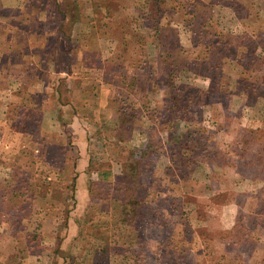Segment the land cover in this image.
<instances>
[{
  "label": "rangeland",
  "instance_id": "1",
  "mask_svg": "<svg viewBox=\"0 0 264 264\" xmlns=\"http://www.w3.org/2000/svg\"><path fill=\"white\" fill-rule=\"evenodd\" d=\"M218 1L230 9L220 13V6L208 8L204 1L197 4L198 16L188 17L193 35L185 40L177 28L188 22L180 18L178 6L168 9L170 15L163 18L165 25L156 35L143 20L146 9L140 2L121 0L124 4L120 11L129 6L136 16L134 3L142 8L141 17L136 18L145 36L137 34L135 41L152 43L147 49L141 44H127L123 51L112 49L105 56H110L113 72L131 76V80L142 67L154 97L151 101L142 98L139 108L144 111L140 114L125 113V121L136 125L124 127L123 136L111 124L114 116L97 107L101 90L98 83V93L87 91L92 108L88 106L86 113L92 123L86 135L74 138L71 129L59 131L52 122L46 124L47 135H55H46L47 141L59 137L72 140L67 152L46 146L47 160L39 163L31 142L23 153L22 145L4 148L0 182L18 181L21 187L16 183L1 193L6 196L0 199V264H22L28 246L40 256L36 257L38 262L31 257L29 264H93L98 249H89L93 238L86 234L83 239L84 227L91 235H101L96 221L101 219L102 209L107 208L112 195L129 197V191L121 188H125L135 163L145 161L140 175L142 192L135 189L137 186L130 190L139 198L152 200L164 218L141 231L120 224L113 231L122 246L120 254L95 258L98 264H264V0ZM50 3L55 4L49 0L46 11ZM61 7L62 15H46L50 26L47 33L54 35L51 43L55 40L57 44V34L72 26L78 29L74 38L92 47L98 65L103 41L113 40L110 36H128L124 34L126 26L114 17L80 18L77 11L83 4L78 0H62ZM90 24L93 28L88 27ZM167 25L173 26V31L165 34L162 29ZM160 41L166 42L169 54L177 53V66L182 65L172 83L167 72L171 57L163 55L167 61L157 62ZM195 58L206 62L197 66ZM181 85L202 93L197 97L196 92L189 91L195 94L193 103L173 116V97L179 94L175 86ZM67 88L62 83L61 102L74 98ZM187 94L185 90L183 98ZM123 97L119 104L128 108L141 101L129 93ZM76 98L80 101V94ZM146 103L150 106L144 108ZM64 116L69 121L72 113L66 111ZM9 137L14 144L21 140L19 136L14 139V134ZM122 138L125 140L118 151L114 144ZM149 141L151 148L145 151ZM110 155L123 159L116 157L120 162L112 165L107 160ZM114 166L118 169L111 177L115 183L101 181L98 173ZM57 169H62V175L55 174ZM12 170L25 174L19 180L12 179ZM27 186L29 194L24 195ZM42 192L46 196H41ZM18 193L23 196L19 198ZM53 205L62 207L56 210ZM96 245L102 247L100 242Z\"/></svg>",
  "mask_w": 264,
  "mask_h": 264
},
{
  "label": "crops",
  "instance_id": "2",
  "mask_svg": "<svg viewBox=\"0 0 264 264\" xmlns=\"http://www.w3.org/2000/svg\"><path fill=\"white\" fill-rule=\"evenodd\" d=\"M52 1L55 4L54 6L51 3L49 4L48 12L56 15L61 14V11L63 12V8L61 7L62 0ZM202 1L208 3L206 5L209 8L213 4L215 7L220 6L217 7L220 9V13L224 9H230L218 0H210L212 3L210 5L207 0ZM78 2L83 4V9L78 8L77 11V15L80 18L89 21L93 20L92 18L94 17H103L106 20L105 14L99 11L96 1L78 0ZM134 6L137 10L136 16L134 14L136 11H132L129 6L115 14L114 20L120 21L126 26L125 29L128 36L125 35L118 39L114 38L113 40L107 39L108 41H103L100 44L102 53L98 54L101 58V64L98 65L94 62L95 52L92 47L88 43H79L74 38V36L77 37L78 29H74L72 26H69L67 29L65 28L64 33L57 34V44H55V40L51 43V37H54V35L47 33L48 27H50L49 19L46 16L47 11L33 10L30 6H27V0H0V159L3 157V151L11 145L13 147H17V144L22 145V147L20 146V152L23 153L28 150L30 142L35 145L34 157L39 163L47 160L46 156L48 153L45 151L46 146L52 145L56 151L61 149L67 152L70 149L69 143L70 141L72 143V140L70 138L64 140L62 137H59L57 140L47 141L46 124L47 122H52L51 126L58 128L59 131L62 128L71 129L70 131H74V133L72 132L74 138H76V135H86V130L89 124L91 125L92 123L89 115L86 113L87 109L90 110L88 107L90 105H88L89 95L87 91L94 90L95 93H98L96 89L98 88V83L101 84V90L99 91L97 107L103 108L104 111L108 112L109 116H114L115 120L111 124L113 127L118 128L117 133L120 130L119 135L124 136L125 134L122 132L124 127V129H129L136 125L128 119L125 121V117H128L125 113L140 114V112H143L144 109L139 108L142 107L140 106L142 98L151 101L154 97V92L150 88V85H148V80L143 74L144 71L140 70L142 67L133 73L136 78L131 80V76H119L113 72L112 60L109 58L110 56H105V54H111L112 49L123 51V49H126L125 46L127 44L129 47L133 43L137 45L141 44V41H135V37L137 34L145 36V32L141 29L136 17H141L143 11L138 4L134 3ZM68 15L71 16L72 14ZM186 24H181L177 28V31L180 32L181 30L183 33L185 40L189 38L190 34L193 35L189 22ZM60 27L56 28L55 32ZM88 27L93 28V25L90 24ZM165 27L162 29L165 34H168L167 31H173L170 28L173 26L169 27L167 25ZM202 27L204 26L202 25ZM164 37L167 36L164 35ZM62 38H65L66 42L62 41ZM151 43L149 40V42H143L141 45L147 49ZM162 53V46L160 44L157 57L158 65L159 61L165 59ZM123 59H125L124 56ZM187 59L189 60L188 55ZM165 60L167 61V58ZM171 60L167 65H170ZM194 60L197 66L206 62L199 61L196 58ZM61 64L67 65L61 68ZM118 81L120 82L116 83ZM62 83L67 84L70 93L74 95V98L69 102L60 101ZM122 83L123 86L120 87ZM78 92L81 96L80 101L76 98L77 95L79 96ZM125 93L132 94L134 97L137 96L141 99L139 103H134L132 107H129L132 108L131 110L126 104H121L122 106L119 104V99H123ZM149 106L146 103L144 108ZM121 107H123L122 110ZM141 109L142 111H140ZM66 111L72 113V116L67 118L69 121L65 120L64 113ZM62 117L64 120H62ZM101 123L102 125H107V122ZM33 128L36 129V132ZM12 134L15 136L14 139L19 136L20 142L14 144L13 140L10 141L9 138L11 137L9 136H12ZM59 135L61 136V134ZM53 136L47 135L50 138H53ZM124 140L122 138L114 144L118 151H120L119 146L123 144ZM114 150L116 151L115 147ZM116 157L123 159L119 156L110 155L107 157V160L112 165H116V162H120V160H116ZM61 159V157L58 158V160ZM112 168L113 170L109 169V172L115 175L118 169L115 166ZM61 170L57 169L58 172L55 174L62 175ZM21 171L12 170V179L19 180V177L25 174ZM18 194L19 198L23 196L20 193ZM28 248V251L24 254L27 257H25L26 259L22 264H29V260L33 256L35 260L38 259L36 257H40L35 255L37 251L32 252L30 246ZM11 255L13 256L14 254ZM13 263L15 264L12 261L4 262V264ZM19 264L21 263L19 262Z\"/></svg>",
  "mask_w": 264,
  "mask_h": 264
},
{
  "label": "trees",
  "instance_id": "3",
  "mask_svg": "<svg viewBox=\"0 0 264 264\" xmlns=\"http://www.w3.org/2000/svg\"><path fill=\"white\" fill-rule=\"evenodd\" d=\"M48 1L49 0H27V6H30L33 10H36V11H46L45 5L47 6ZM93 1H96L98 3L99 9L103 11L106 17L109 19H113L115 14L118 11H120V8L124 4L121 2V0H93ZM134 1L138 3L140 2V4L146 9L143 20L145 24H147V27H149L150 29L151 28L154 29V32L156 33V35L160 31L162 24L165 25V23L162 21L163 18L165 17L167 18L170 15L167 12L168 9H171V7L174 8V5L181 8L180 10H178V12L181 14L180 18L183 21L188 22L189 21L188 17L193 18V17L198 16L197 13H199L200 10L198 9L197 4H203L202 0H134ZM179 3L182 5H180ZM183 8L185 9V12L182 11ZM47 15L52 16L56 14L47 11ZM108 26L109 25H107V27ZM125 33L126 31H124V34ZM110 37L115 38L114 36H110ZM160 44L162 46V52H163L162 55H167L170 57L172 56L171 63L168 66V70H167L169 74L168 81L172 83L173 82L172 78H174V76L176 75L178 66H182V65L177 66V61H176L177 53L169 54L168 53L169 48L165 41H160ZM187 86L188 85H181L180 87L175 86V89H177L179 94L174 96L173 100L175 101V106H174L175 111L176 113L177 112L178 113L177 114L173 113V116L178 115L180 112H182L181 109L184 110V108L189 107L187 105L188 103L190 105L191 103H193L195 94L189 93V91L196 92L197 97H200L202 93V91L199 89L196 90L194 89V87L191 88L190 86L189 87ZM185 90H188V94L187 96H185V98H183ZM150 148H151V142H149L146 148L144 149L145 151H147ZM145 164H146V161L144 163L143 162L135 163L136 166L133 168L131 176L130 177L128 176L127 178L128 181L124 184L125 188H121V190L123 191L124 189L129 191V195H128L129 197L120 198V197L112 195L111 196L112 198L110 197L111 199H109L110 201L105 205L107 208L102 209L103 215L100 216L101 217L100 220L96 221L98 223V227L102 229L101 235L100 236L96 234L91 235L89 231H86V228L84 227L85 233L81 234V236H83V239H86V234L89 236V238L90 237L93 238V240L90 241L91 243H90L89 249L91 248L92 249L91 251H96V250H93L96 248L98 249V251H96L94 255L95 257L92 260L93 264H98L95 258H98L100 256L108 257L110 255L120 254L121 252L120 249L122 248V246L118 245L119 240L116 238L113 232V231H117V227H119L120 224H124L126 226L131 225L134 228H136L138 231H141L142 227L153 226L156 224L157 220L159 219L162 220V218H164L163 216H161L162 214L160 215L158 214L159 210L158 208L154 206V204L152 203V200L149 201L146 198H139L133 195L136 192H131L130 190V189H134L137 186L138 188H135V189L138 190L139 192H142L144 184H143V180L142 181L140 180V175H143L142 167H144ZM99 174H100L101 181H103L104 183H108V182L109 184L115 183L113 182L114 180H112L111 178L113 176L111 172L100 171ZM75 179L76 178L72 179L73 184H75ZM5 183H9V184L7 185ZM5 183L0 182V199L6 196L1 193H4V192L6 193L7 189H10V187L15 185L16 183H18L16 184V186L18 185L19 187H21L19 185L20 183L17 181L13 183V181L8 180ZM128 186H130V188H128ZM25 188L28 189L29 186ZM25 188H24L23 194L24 195L27 193L29 194V189H28V192H26ZM3 189L5 190L3 191ZM41 196H46V194L45 193L43 194L42 192ZM58 207L59 208H57V205H53V208L56 210H60L62 206L58 205ZM89 214H87V217L90 216ZM163 223H167V222L164 221ZM82 230H83V227L81 231ZM105 233L109 235V238L105 237L106 236ZM97 242H100L102 247H99V245H96ZM105 242L109 243L108 247L105 246ZM177 251H180V250H177Z\"/></svg>",
  "mask_w": 264,
  "mask_h": 264
}]
</instances>
